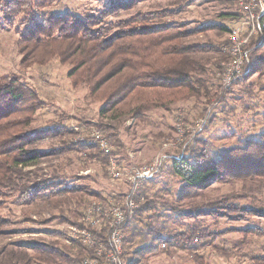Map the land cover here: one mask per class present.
<instances>
[{
	"label": "trees",
	"instance_id": "16d2710c",
	"mask_svg": "<svg viewBox=\"0 0 264 264\" xmlns=\"http://www.w3.org/2000/svg\"><path fill=\"white\" fill-rule=\"evenodd\" d=\"M56 1L0 0V13L6 24L13 25L16 18L27 14L21 22L24 28L18 30L20 64L29 68L58 60L61 65L69 66L67 76L71 86L74 89L85 88L91 100L102 102L100 115L109 117L116 124L126 118L142 120L147 113L155 110L169 111L172 105L192 98L199 100L204 97L211 101L209 84L205 78L206 64L202 60L194 59L192 55L198 52H217L226 63L229 60L225 51L228 40L215 45L186 44L184 41L209 30L228 33L233 28L225 25L226 20H232L237 25L244 18L237 0H229L228 3L238 7V11L223 13L220 16L223 22L217 21L198 27L168 22L166 18L171 13L169 9L139 14L115 24L106 22L109 15L128 10L135 5L136 0H116L99 14H41ZM262 21L264 22V16ZM263 37L264 30L249 40L247 49L250 59L261 50L262 47L257 46ZM261 65H253L250 61L247 68L253 74L261 71L258 68ZM217 69L221 72L223 68L217 64ZM251 74L239 76L232 84L248 81ZM230 85L219 87V92L212 97H216L217 102H223ZM44 104L39 92L27 84L22 75L0 76V197L14 198V202L22 206L38 200L57 198L63 193L81 192L82 197L78 202L81 205L84 194L90 193L84 187L71 189L62 187V182L52 179L33 180L31 173L25 172L47 155L34 151L31 146L48 136L64 137L61 148L58 151L53 150L54 153L77 151L90 154L97 151L101 160L107 163V158L102 156L94 144L88 140H76L82 133L75 130L70 132L65 124L56 122L47 128L32 129L34 115ZM79 121L80 124H90L104 132L115 147L114 156L123 148L115 125L83 119ZM68 136L71 138L65 140ZM166 163L167 174L179 178L183 183L179 201L197 197L213 183L264 180V131L256 138L247 140L241 147L217 152L215 156L210 154L207 143L196 140L191 148L180 155L169 156ZM163 172L165 171L161 169L159 174ZM91 194L103 200L100 194ZM244 197L231 195L204 206L180 211L175 207L173 209L177 211V219L180 221L206 215L238 222L256 218L264 220V203L247 206L236 202ZM116 199L121 200L120 197ZM3 203L5 202L1 200L0 208ZM150 209H156V204L145 198L138 212ZM72 215L76 220L66 217L62 219L70 225H79L77 218L83 214L76 210ZM10 223L0 215V229ZM130 224L128 222L124 226L125 232ZM228 232L242 234L244 241L240 247L248 245L250 237L264 239V228L260 225L224 230L219 234L223 236ZM147 234L160 240L161 246L166 249H185L195 239L210 238L213 235L200 226H193L187 231L167 233L156 230L152 225L149 226ZM125 242L127 244V238ZM59 246L31 245L29 247L32 254H28L26 248L18 247L12 250V255L25 261L24 264H31V258L35 259L34 264H83V259L88 254V250L78 244L70 247ZM150 249L148 252L159 250ZM219 254L230 257L223 251H219ZM249 261V264H264V255L252 256Z\"/></svg>",
	"mask_w": 264,
	"mask_h": 264
},
{
	"label": "rangeland",
	"instance_id": "374dc122",
	"mask_svg": "<svg viewBox=\"0 0 264 264\" xmlns=\"http://www.w3.org/2000/svg\"><path fill=\"white\" fill-rule=\"evenodd\" d=\"M114 1L116 0H57L41 14H99ZM228 2L229 0H136L135 5L128 10L109 15L106 22L115 24L118 21L130 20L139 14L169 9L171 13L166 18L168 22L198 27L217 21L223 22L220 18L223 13L231 9L238 11V7ZM26 15H20L13 25H9L4 22L0 13V76L22 75L24 81L35 88L44 100L43 108L34 115L31 128H47L57 122L56 124H65L70 132L75 130L82 133L81 137H87L91 131L97 129L90 124H80L81 119L115 125L123 144V148L116 154L123 175L113 179L107 164L101 160L97 151L90 154L77 151L54 153L53 150L58 151L61 148L64 137L48 136L34 143L31 146L34 151L47 155H44L36 166L25 170L31 173L33 180L52 179L62 182V187H84L90 193L84 194L81 205L78 204L82 197L81 192L63 193L57 198L38 200L22 206L17 205L14 198L0 197V201L5 202L0 208V215L11 222L0 229V264H24L25 261L12 255V250L18 247L26 248L28 254H32L29 246L36 244L70 247L66 242L70 224L64 222L62 217L74 219L72 213L76 210L83 214L85 206L97 199V195L91 192L100 194L101 199L105 201H117V197L125 198L132 188L129 179L132 169L147 165L158 156L165 160L162 167L165 172L158 173L144 182L140 189L146 199L156 204V209L136 212L132 219L125 232L128 240L125 264H248L247 259L251 255L263 253L264 239H254L250 247L238 249L237 243L242 241V235L228 232L222 236L219 233L257 224L264 228V220L238 222L206 215L180 221L176 212L204 206L231 195L245 196L236 200L238 204L262 205L264 180L213 183L197 197L179 201L183 183L179 178L167 174L166 160L169 156H178L185 152L196 140L207 143L210 154L215 156L217 152L241 147L247 140L256 138L264 131V37L258 41L257 48L261 46V50L250 59L253 65L262 64L258 67L261 71L253 74L249 72L251 76L248 81L230 85L223 102H217L216 97H212L219 92V87L223 86L222 70L220 72L217 69V64H225L223 56L212 51L198 52L192 56L206 64L205 78L209 84L211 101L204 97L199 100L192 98L172 105L169 111L155 110L147 113L142 120L126 118L117 125L111 122L109 117L100 115L102 102L91 100L85 88L74 89L71 86L67 76L69 66L61 65L58 60L29 68L20 64L21 55L17 49V41L20 38L18 30L24 28L21 22ZM224 23L229 27H236L232 20H226ZM227 40V32L209 30L191 36L184 42L215 45L226 43ZM70 138L65 137V140ZM174 207L177 211H174ZM80 220L81 217L77 218L78 223ZM150 225L160 232L167 233L187 231L193 226H200L213 235L210 238H200L185 249H166L161 246L160 240H155L153 235L147 234ZM150 248L159 250L148 252ZM219 251L226 252L230 257H224ZM31 261V264H34L35 259L31 258Z\"/></svg>",
	"mask_w": 264,
	"mask_h": 264
},
{
	"label": "built area",
	"instance_id": "2783aa9c",
	"mask_svg": "<svg viewBox=\"0 0 264 264\" xmlns=\"http://www.w3.org/2000/svg\"><path fill=\"white\" fill-rule=\"evenodd\" d=\"M244 18L240 24L228 32V45L225 49L229 60L222 67V84L228 86L239 76L249 73V40L264 30V0H238ZM86 140L94 144L102 156L107 158V167L113 179L120 178V166L113 155L111 139L100 130H93ZM164 159L158 156L153 162L133 168L130 173L132 188L123 199L115 201L94 199L90 201L81 217L79 225H69L66 242L71 246L81 245L88 250L83 264H125L124 226L131 222L145 201L140 189L144 182L152 179L163 167ZM197 240H194V243Z\"/></svg>",
	"mask_w": 264,
	"mask_h": 264
},
{
	"label": "crops",
	"instance_id": "0c3cea01",
	"mask_svg": "<svg viewBox=\"0 0 264 264\" xmlns=\"http://www.w3.org/2000/svg\"><path fill=\"white\" fill-rule=\"evenodd\" d=\"M232 10V9H231ZM231 10H229V11H231ZM233 11V10H232ZM240 24V23H239ZM239 24H237V25H239ZM236 24H235V26H237ZM257 219V218H256ZM258 220H260V219H258ZM250 221H252V220H250ZM249 221V222H250ZM258 225V224H257ZM261 226V225H260ZM248 227H253V226H246V227H241V228H235V229H246V228H248ZM261 228H263L262 226H261ZM240 235H242V234H240ZM254 239H258V237H250L248 240H249V244L248 245H245L244 247H250L252 244H253V241H254ZM260 239V238H259ZM243 241H244V238H243V236H242V241L240 242V243H237V248L238 249H242V248H244V247H240V245L243 243ZM263 247V246H262ZM262 250H264V247L262 248ZM257 255H264V252L263 253H259V254H254L253 256H257ZM247 257V256H246ZM252 257V255L247 259L248 260V262H250L249 260H250V258ZM249 264V263H248Z\"/></svg>",
	"mask_w": 264,
	"mask_h": 264
}]
</instances>
